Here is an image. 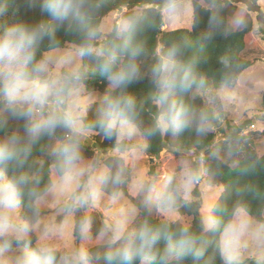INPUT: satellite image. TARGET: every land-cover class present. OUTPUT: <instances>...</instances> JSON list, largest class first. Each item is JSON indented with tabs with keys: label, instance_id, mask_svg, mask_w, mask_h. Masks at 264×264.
<instances>
[{
	"label": "clouds",
	"instance_id": "1",
	"mask_svg": "<svg viewBox=\"0 0 264 264\" xmlns=\"http://www.w3.org/2000/svg\"><path fill=\"white\" fill-rule=\"evenodd\" d=\"M105 3L0 0V264H264V215L245 200L258 185L238 184L231 205L225 189L201 211L193 193L205 156L163 176L136 171L153 139L213 130L235 75L224 57L219 87H210L203 53L216 35L244 28V14L226 17L223 0H164L115 10L106 23ZM20 8L34 15L21 18ZM201 9L198 47L185 37L149 48L158 16L176 22L193 10L198 24ZM142 81L143 96L132 90ZM96 137L111 146L94 147ZM207 157L232 159L240 178L264 168L235 147L209 146Z\"/></svg>",
	"mask_w": 264,
	"mask_h": 264
},
{
	"label": "trees",
	"instance_id": "2",
	"mask_svg": "<svg viewBox=\"0 0 264 264\" xmlns=\"http://www.w3.org/2000/svg\"><path fill=\"white\" fill-rule=\"evenodd\" d=\"M164 0H106L105 7L101 9V19H104L110 12L122 9H133L140 6H149L152 8H159L163 4ZM195 5L196 0H190ZM204 3L207 0H203ZM225 4L224 15L229 17L236 13H243L246 19V26L241 30L230 32L225 34L221 32L216 35L214 39L207 45L204 50V60L200 65L201 73L206 77L208 84L212 88H218L222 74L224 71L222 58L228 57L232 64V71L235 75V83L237 78L242 72L252 66V62L244 59L241 54L245 47L253 41V25L249 16L245 10L238 8L231 0H223ZM194 10V9H193ZM192 10V11H193ZM21 18H31L34 15L32 12L25 11L24 9H18L17 13ZM208 13L203 9L199 12V23H193V16L191 18V25L188 29H177L173 31H162L163 19L157 17V25L149 29L146 33L147 43L150 49L155 50L161 45H167L169 42L178 40L181 38H188L192 41L194 47H198V37L207 27ZM263 27H264V21ZM58 37L62 40H68L70 37L66 36L63 31L58 33ZM98 87L103 89L106 87V81L98 82ZM139 95L143 96L147 94L150 89L146 81L134 85L132 88ZM197 106L205 105V101L201 96H197L193 101ZM260 104L264 110V92L261 94ZM147 118V114H146ZM223 118L221 111L220 119ZM219 119V120H220ZM249 121H244L240 125H233L226 123L224 132L222 133L221 140L215 142V134L209 132L204 138H198L192 131L186 132L178 139H174L169 135L159 136L153 139L148 148L146 149V156L153 159H158L164 149L172 153L177 158L176 167L178 168L182 159L191 160L189 157H184L190 154H201L205 156L202 161V168L205 174V182L208 186H220L222 192L225 189L231 191V195L228 198V203L231 205L238 197L235 195V187L238 184L254 183L258 185L260 189L259 195H247L245 200L248 204L249 210L254 217L264 215V168L257 171L256 175L247 178L238 177L237 173L232 167V159H227L225 163L218 164L216 161L207 157L209 146H222L225 153L231 147H235L239 150L241 157H247L250 159H259L264 161V153L258 154L254 149V141L259 138L260 135L253 132L244 131L249 126ZM218 125V122L215 126ZM235 138L238 143L230 145L228 138ZM199 139V143L197 142ZM111 141L101 140L99 137L95 138V147L107 148L111 146ZM194 199L200 205V194L198 189L193 193ZM221 196V195H220ZM186 219L195 222L198 219V215L195 210L188 212L182 209Z\"/></svg>",
	"mask_w": 264,
	"mask_h": 264
},
{
	"label": "rangeland",
	"instance_id": "3",
	"mask_svg": "<svg viewBox=\"0 0 264 264\" xmlns=\"http://www.w3.org/2000/svg\"><path fill=\"white\" fill-rule=\"evenodd\" d=\"M231 1L238 8L245 10L252 22L254 31L253 41L245 47L241 56L253 64L237 78L233 89L234 96L225 101L222 109L223 118L218 121V125L213 128L211 133L215 134L214 141L217 142L221 140L227 122L233 125H240L244 121H249V126L243 134L253 132L260 135L254 141V149L258 154H262L264 153V110L261 107L260 98L264 92V27L262 23L264 21V0ZM115 15L116 11L110 12L102 20L110 23ZM191 18L192 10L187 11L176 22L162 18V31L188 29L191 25ZM199 96L206 103L207 97L203 94ZM201 156V154H190L184 157H189L192 161H196ZM151 159L153 158H149L146 154L138 157L136 168L138 175L153 173L163 176L177 168V158L166 149L163 150L158 159ZM198 191L200 202L202 201L200 209L202 211L204 207L220 197L222 188L220 186H208L203 172V180Z\"/></svg>",
	"mask_w": 264,
	"mask_h": 264
},
{
	"label": "water",
	"instance_id": "4",
	"mask_svg": "<svg viewBox=\"0 0 264 264\" xmlns=\"http://www.w3.org/2000/svg\"><path fill=\"white\" fill-rule=\"evenodd\" d=\"M151 160H153V159H151Z\"/></svg>",
	"mask_w": 264,
	"mask_h": 264
}]
</instances>
